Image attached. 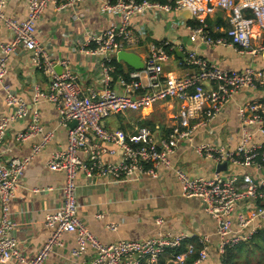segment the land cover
Here are the masks:
<instances>
[{"label": "built area", "instance_id": "1", "mask_svg": "<svg viewBox=\"0 0 264 264\" xmlns=\"http://www.w3.org/2000/svg\"><path fill=\"white\" fill-rule=\"evenodd\" d=\"M78 0H27L28 14L19 20L6 13L8 0H0V29L10 34L8 39L0 36V89L4 93L7 112L0 114V264H44L56 249L66 247L64 236L74 234L75 241L69 247L76 264H159L165 254L171 264H205L210 257V237L199 238L201 249L191 263L188 258L196 252V245L186 242L187 233L160 230L144 240L121 239L102 242L78 215L77 177L83 172L90 179L106 177L116 181L138 180L145 176L158 177L160 169L169 170L176 177L185 198L199 199L205 212L218 223L219 255L228 248L250 241L264 227V149L254 141V134L264 135V96L252 98L239 107L240 141L228 149L208 141H196L201 132L214 123L224 107L236 94L246 90L264 88V68L248 66L243 71L222 68L195 51H188L186 64L196 68L183 76L165 75L163 64L169 54V42L148 43L144 68L129 72L131 81L123 77V93L109 85L111 71L115 68L114 56L118 51L140 46L143 37L136 33L132 24L135 16L150 11L177 12L183 7L193 11L195 26L190 30L209 45H231L241 53L261 54L264 42L254 45V28L264 31V0H169L167 3L151 0H106L105 11L121 14L120 25H111L99 33L89 34L82 50L91 55L103 56L101 69L106 84L101 90H91L84 96L76 74L66 58L55 60L37 35L36 24L46 9L54 4L58 10L72 7ZM217 7L230 12V28L221 36L214 37L208 25V17ZM247 11L251 15H247ZM171 48V47H170ZM20 50L30 52L32 66L49 79L47 89L35 84L31 98L16 92L8 83L10 57ZM64 67L56 72V65ZM145 80V82H144ZM173 100L179 103L176 122L169 131L160 136L146 125H135V132L121 128L109 129L105 119L115 113L140 111L155 104ZM51 102L58 109L59 127L68 129L64 147L53 150L47 166L51 171H63L61 205L45 215L44 225L48 236L31 258L20 249L15 235L17 222L12 217V202L17 197L21 180L29 164L52 142L56 129H46L41 120L40 104ZM31 120L24 130L16 132V140L35 141L28 154L5 160L2 144L11 125ZM77 121L76 126L70 123ZM97 138L115 145L108 148ZM190 147L197 155L213 160L216 165L228 162L230 166L252 168L259 176L243 171H217L212 175L190 174L171 156L181 145ZM120 152V159L105 160L106 154ZM49 188L34 187V192ZM244 200L258 203L233 215L237 205ZM101 214L98 215L100 217ZM158 224H164L158 218ZM108 227L116 230L117 224ZM185 249L180 251L184 245Z\"/></svg>", "mask_w": 264, "mask_h": 264}, {"label": "crops", "instance_id": "2", "mask_svg": "<svg viewBox=\"0 0 264 264\" xmlns=\"http://www.w3.org/2000/svg\"><path fill=\"white\" fill-rule=\"evenodd\" d=\"M106 0H78L74 6L58 10L54 4L44 12L37 22L36 29L39 39L45 44L50 56L55 60L66 58L71 69L83 89L84 96H89L91 90H101L106 81L101 69V55H91L82 50L83 43L89 34L99 33L111 25H120L121 14L105 11L102 5ZM6 13L22 20L28 14L27 0H8ZM247 15H251L249 11ZM230 12L217 7L208 17V25L214 36H221L230 28ZM193 20V19H192ZM191 20L182 18L177 12L150 11L144 15L135 16L132 24L136 33H140L143 40L140 46L125 48L124 50L138 53L145 62L148 54V43L167 41L170 44L169 57L163 64L165 75L183 76L196 70L186 64L188 51H195L210 62L230 71H243L246 67L264 68V52L253 55L241 53L231 45H209L194 34L189 26ZM0 36L8 39L9 32L2 27ZM253 44L264 42V31L254 28ZM117 59V54L114 59ZM118 60V59H117ZM119 61V60H118ZM122 63L125 76L114 78L111 71L109 85L115 91L123 93L125 88L121 83L122 77L131 81L129 72L136 70L125 61ZM56 72L64 71L60 64L56 65ZM12 88L26 97L31 98L33 87L40 84L47 89L49 79L31 64L30 52L20 50L9 60V72L6 77ZM145 82V80H144ZM264 88L258 90L246 89L234 97L227 104L206 131L196 136V141H208L220 144L228 149L235 148L240 141L239 107L246 100L262 98ZM179 103L166 100L155 104L151 108L140 111H129L125 114L115 113L105 121L109 129L121 128L128 133L135 132V125L150 127L159 138L169 131V127L176 122ZM41 120L46 129H56L54 139L27 167L21 180L17 197L12 202V217L17 222L15 235L21 251L28 258L35 255L39 247L48 236L44 225L47 212L57 209L62 202V186L65 182L63 171H51L47 166L50 153L59 147H64L68 140V129L59 127L58 109L51 102L40 104ZM4 93L0 89V114L7 112ZM31 120L15 122L11 125L2 144V155L5 160L13 156H22L30 152L32 144L39 138L20 142L16 140V132L24 130ZM97 141L108 148H115L112 143L97 138ZM254 141L262 144L264 149V135L254 134ZM175 164L181 165L190 174L212 175L216 170V163L200 157L190 147L181 145L171 156ZM120 159L119 150L115 155L106 154L105 160ZM243 174L249 171L259 176L252 168L230 166L228 168ZM78 215L88 225L98 238L105 243L127 240H144L157 234L158 231L173 233H187L186 242L196 245L202 236L210 237V257L205 264H220L217 253L218 223L205 212V205L199 199L185 198L176 177L169 170L160 169L158 177L145 176L138 180L116 181L106 177L90 179L83 172L77 177ZM49 188L45 192H34L33 188ZM256 200H244L237 205L233 215L236 223L237 214L256 205ZM101 214L100 217L98 215ZM164 219V224H158V218ZM117 224L116 230H111L108 224ZM67 246L56 249L44 264H76L69 252L74 244L75 235L64 236ZM169 254H165L159 264L169 263Z\"/></svg>", "mask_w": 264, "mask_h": 264}, {"label": "trees", "instance_id": "3", "mask_svg": "<svg viewBox=\"0 0 264 264\" xmlns=\"http://www.w3.org/2000/svg\"><path fill=\"white\" fill-rule=\"evenodd\" d=\"M155 2L167 3L169 0H151ZM190 25L195 26L197 22L195 20H191L189 22ZM217 37V36H214ZM168 52H170V47H167ZM113 64L116 66V69L113 72V76L117 79L118 75L125 76L129 79L128 74L124 73V68L122 63L119 62L116 58L113 61ZM146 123H142L143 125H148ZM149 126V125H148ZM186 243H184L182 250L185 249ZM259 248L260 250H264V227L258 230V232L253 236V238L248 242L240 243L234 247L228 248L223 254L218 255L220 259V264H238L239 257L243 255L245 252L249 254H253L252 250H256ZM201 249V244L198 242L196 243V252L188 258V263L193 262L199 255V251ZM257 264H264V255L263 258H260Z\"/></svg>", "mask_w": 264, "mask_h": 264}, {"label": "water", "instance_id": "4", "mask_svg": "<svg viewBox=\"0 0 264 264\" xmlns=\"http://www.w3.org/2000/svg\"><path fill=\"white\" fill-rule=\"evenodd\" d=\"M179 16L182 18L192 20L193 19V11L190 7L186 6L178 10ZM117 59L119 61L123 60L128 65L133 67L136 70H141L144 68V61L141 59L140 55L134 51L128 50H120L117 52ZM77 121H73L70 123V127L76 126ZM217 171H228V162L225 161L217 165Z\"/></svg>", "mask_w": 264, "mask_h": 264}, {"label": "rangeland", "instance_id": "5", "mask_svg": "<svg viewBox=\"0 0 264 264\" xmlns=\"http://www.w3.org/2000/svg\"><path fill=\"white\" fill-rule=\"evenodd\" d=\"M110 118H107L104 120L103 125H105V121H108ZM254 253L249 254L245 252L243 255L239 257V263L238 264H257L260 258H263L264 250H260L257 248L256 250H252Z\"/></svg>", "mask_w": 264, "mask_h": 264}]
</instances>
